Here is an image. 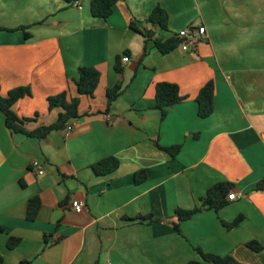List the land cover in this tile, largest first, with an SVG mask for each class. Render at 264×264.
Returning <instances> with one entry per match:
<instances>
[{"label": "crops", "instance_id": "1", "mask_svg": "<svg viewBox=\"0 0 264 264\" xmlns=\"http://www.w3.org/2000/svg\"><path fill=\"white\" fill-rule=\"evenodd\" d=\"M156 6L168 30L147 22ZM168 38L190 25L206 28L191 52L162 54L131 23ZM26 26V32L18 28ZM0 94L29 87L13 109L26 129L54 123L62 111L47 99L77 97L79 68L101 72L93 97L80 96L72 131L45 139L9 129L0 111V256L4 264H187L196 248L241 263L264 264V0H120L97 18L91 0L77 9L65 0H0ZM26 33L29 36H26ZM129 51V54H125ZM128 55L123 73L116 57ZM122 62V61H121ZM214 81V112L198 114L197 96ZM123 92L107 110L106 91ZM179 86L185 97L162 112L156 85ZM182 145L176 157L158 148ZM115 156L119 168L99 175L92 166ZM43 161L38 175L30 162ZM147 179L137 184L135 173ZM218 183H231L238 200L204 210L174 229L176 209L202 204ZM229 193V194H230ZM41 198L35 221L28 202ZM228 199V198H227ZM84 203L76 213L71 202ZM152 216L142 221L138 217ZM242 217L235 227H228ZM10 238H19L14 249ZM257 242L263 249L247 246Z\"/></svg>", "mask_w": 264, "mask_h": 264}, {"label": "trees", "instance_id": "2", "mask_svg": "<svg viewBox=\"0 0 264 264\" xmlns=\"http://www.w3.org/2000/svg\"><path fill=\"white\" fill-rule=\"evenodd\" d=\"M72 4L76 0H65ZM120 0H91V13L97 18H109L114 11L115 5ZM148 23L158 26L160 30H168L169 14L161 6H156L150 14ZM131 27L137 32L141 33L145 40V54L148 52V44L153 42L155 48L162 54H168L171 51L179 48L180 40L174 35L168 38H161L156 36V32L147 27H143L136 22L131 23ZM28 27L23 26L18 30L26 32ZM4 30L0 27V31ZM26 36L29 34L26 33ZM125 54H129L126 51ZM115 70L122 75L123 67L121 57L117 56L115 61ZM79 76L74 81L77 97H70L68 92H62L54 96H50L47 99L48 107L50 110L60 108L62 111L59 113L56 121L50 125H43L33 131L26 129V123L30 120L27 118H21L14 111L13 106L26 96L31 95L29 87H18L9 91L6 97L0 94V111L5 117V123L9 129L16 133H23L30 137H36L45 139L48 134L54 130H61L70 124L71 121L77 120L80 117L79 104L80 96L93 97L100 84L101 72L95 67L83 66L79 68ZM1 90V88H0ZM123 92V82L118 81L114 86H111L106 91L107 97V110L111 108L114 102L120 97ZM214 96H215V84L214 81H208L199 91L197 96L198 114L202 118H207L214 112ZM185 97L181 94L178 85L173 83L161 82L156 85V105L155 107L162 112V119L166 117L167 109L181 102ZM156 146L168 154L171 157H176L182 149V145H173L170 147H163L156 143ZM120 166V161L115 156L105 157L93 164V170L99 175H108L116 171ZM147 179V173L145 170H141L135 173V182L140 184ZM231 183H218L212 186L206 193V196L202 198V204L190 210L176 209L175 216L177 222L174 223V229L181 233L180 223L192 219L196 214L203 212L204 210L219 211L229 204L228 195L231 191ZM258 189L264 190V180L260 181L257 186ZM42 202L39 196L31 198L28 202L27 208V220L35 221ZM150 218L151 222H155L152 216L150 217H138L142 221ZM242 217H239L231 225L226 224L228 227H235L239 224ZM20 242L19 238H10L8 240V248L14 249ZM248 247L255 251H260L263 247L257 242H251L247 244ZM197 253L200 256V260H192L187 264H245L239 262L231 255L218 256L214 254L204 253L200 248H196ZM0 264H4L3 258L0 256Z\"/></svg>", "mask_w": 264, "mask_h": 264}, {"label": "built area", "instance_id": "3", "mask_svg": "<svg viewBox=\"0 0 264 264\" xmlns=\"http://www.w3.org/2000/svg\"><path fill=\"white\" fill-rule=\"evenodd\" d=\"M77 9H82V0H76L72 4ZM176 38L180 40V46L179 48L183 52H191L193 51L197 45L203 41L206 38V28L201 25H190L187 28H184L180 30L179 32L173 34ZM122 63H128L130 61V57L128 55H123L121 59ZM75 124L70 123L67 126V130L70 132L73 130ZM29 167L32 170H35L38 175H44L45 174V167L42 160L35 158L30 162ZM242 197L241 194H237L235 192H232L228 195L229 201L238 200ZM71 207L76 213H82L84 211L85 205L84 203L73 200L71 202Z\"/></svg>", "mask_w": 264, "mask_h": 264}]
</instances>
